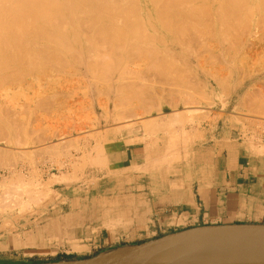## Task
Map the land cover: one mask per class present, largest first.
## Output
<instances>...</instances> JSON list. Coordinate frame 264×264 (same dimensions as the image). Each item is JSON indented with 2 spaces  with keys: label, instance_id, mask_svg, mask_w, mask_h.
<instances>
[{
  "label": "rangeland",
  "instance_id": "rangeland-1",
  "mask_svg": "<svg viewBox=\"0 0 264 264\" xmlns=\"http://www.w3.org/2000/svg\"><path fill=\"white\" fill-rule=\"evenodd\" d=\"M256 14L257 16H264V13L263 15H261L262 13L261 14L256 13ZM231 21L229 22L230 25H231ZM236 21L237 20H234L232 22L233 25H232V28H230L231 30L232 29L234 30V33H236L235 31L237 30L235 29L236 26L234 25L236 24L234 23ZM237 25H238V22H237ZM233 26H235V28ZM258 26L261 27L262 25L257 24V27ZM230 29L227 31L225 30V32L228 33V31H230L233 33V31H231ZM201 32L202 31L198 32L199 34H197V36L199 35L198 36L199 38L197 39L199 40L200 43L202 42L201 38L204 39L205 37L206 39H209V42L206 39L203 40L204 42L207 41L208 44L205 42L206 44H204V46L207 47L208 49H206L203 46V44H199V42L196 41L195 39L194 41L197 43V45H202V48L204 47L203 49H201V47L197 46L194 41L189 42L188 38L186 37L185 39H187V42H189L190 45L192 43L195 44V47L193 49V47H190L188 45L189 46V47L187 46L188 48H186V46L184 48L186 50H189L191 48L193 52L190 53L191 50L190 51L182 50L184 51L183 53L180 50L182 54L180 52L179 54L178 53L179 41H175L176 39H174L175 36L173 37V35L172 37L170 35H169L170 37L166 35L165 36L166 38H164L163 40L165 39L168 40L169 44H167L168 42H163V43H164V46L166 47L168 46V49L165 50L164 48L166 47H163L162 46L163 43H162L161 46L163 47V49L161 46H158V48H156L158 49V52L157 51L155 52L154 50L155 54L156 53L159 54L160 50L161 52L162 50L163 51L165 50L167 53L169 49L170 50L168 52L172 51L173 49L174 51L178 49L175 52L176 54L174 53V51L171 52L174 55L170 53L174 57L175 55H177L176 60H178L176 61L173 59L175 63L172 60L173 62L172 66L174 65V67L176 68L175 64L177 62L180 69L179 68H176V69H179V71L181 70L180 73L182 74L184 72L185 76L183 75L184 77L182 76V78H180L182 74H180L178 70H176L178 72L177 73V72H174L175 69L171 71L169 68L171 72H174L173 74H176V73L180 74L178 77H177V74L176 75L172 74L173 78L174 76H175V79L178 78V81L177 80L172 81L173 78L171 79L172 76L169 75L170 72L169 74H167L169 76L164 75V73L162 72L165 78H163V76H160L161 70H158V72H160L159 73L160 75L159 74L154 75V73H157V72H154L151 75L150 70H147V68L149 67H146V65H147V62L150 64L149 60L154 54L152 55L150 54L151 55L150 58L143 57L142 62L145 63L144 66L146 67L145 70L147 71L144 70L145 72H143V68H145L143 66V63L142 65L139 64L140 66L137 65L138 67L136 66L130 67L131 71L133 69H136L137 71V72L135 71L136 75L138 74L139 68L142 66H143L142 70L139 72H142L143 75H145L144 73L147 74L148 72V76H146L148 78H146L145 76H142L141 73L140 75L139 74L137 75V76H142L143 77L142 79L144 81H145V78L147 79L145 81L147 82L146 85L148 84L152 85V86L151 85L145 86L146 88L143 87L146 89L147 92L151 93L152 92L151 89L153 88L156 89L157 92H159V90L161 91L159 94H157L156 91L153 89L154 92H152V96H150L149 94V98L151 97V99H153V103L151 102L152 103V106H151V103H149L151 99L148 100L149 98H144L145 97L144 94H141V93L140 95L138 94L139 92L144 90V89H141L142 87L140 88V86L141 85L144 86L145 83L143 82L142 79H140V81H136V80H139L138 79L139 77L137 78V76L135 75V72H133L134 73L133 74L130 71L131 72L130 76H132L131 77L132 79L134 78V75L136 76L135 77L136 83L135 82L134 83L138 84V89L139 88L141 89V90L139 89L140 91L136 94H138V96L142 95L143 99L147 100L146 103L148 102L146 105V103H144V101L141 98V100L143 101L145 105L144 109L143 107L142 108L140 107L139 97L137 99L138 101H136V99L133 98L134 96L135 97L137 96L135 94V91L133 92L135 94V95L133 94L134 96L132 95L133 97H131V93H132L131 91H130L131 93L129 91H124L127 93L120 91L121 94L124 93L122 95L125 96L124 98L127 97L126 99H124L121 94L119 95V93L115 94V91L113 89L112 90L114 92L112 90L108 91L109 93L107 94L108 97L107 95L103 96V93L101 92L100 94V92L98 91H100L99 89L101 88L105 92L106 86L104 87L105 88L104 89L102 87L104 86L103 84H100L101 86L100 88H98L99 84L97 86L93 85L91 83L92 82L91 78L88 76V74L85 73V71H84L85 73L84 75L82 71L84 69L82 67L76 68V66H73L76 69H80L78 70V72L81 75H78L79 73L77 72L76 69L72 68V65H71V68L69 67V65L68 66L66 65L67 67L66 66L64 67V68H67L66 70L63 68L66 71L65 72L66 74H64V71L62 72L63 69L59 71L62 75L60 73H57L58 71L57 72L50 71L52 72L51 75L52 76L55 75L57 79H55V76H54L52 80V76L49 77V73H48L46 75L49 77V79L45 75L46 77L44 76L26 77L25 82H27L28 85L24 82V80L22 82H24L25 84L24 83L21 84V81L17 82L16 84L21 85L20 86L21 90H18L20 89L18 88L19 85H16V86L11 85V86L5 87L6 90L9 88V90H7L8 94L7 96H5L4 94L5 91H3L2 96L0 97V112H1L0 113V127L2 126V129L5 128L6 130L4 129L2 131V129L1 128L0 129L2 132L4 131L5 133L7 132L6 133L7 135H5L4 133L0 131L2 135L3 134L5 135L3 139H0V151L3 152L4 155L7 154L6 160H4L3 158H0V179H1L0 180V216H1L0 218L4 217L5 219H8L10 221V220H13L12 218L15 217L14 216L15 214H20L23 220H27L24 218H29V216H34L36 214V213L34 214V212L39 207H40L39 211H41L43 208L48 206L50 203L46 204L45 206H42L40 204L45 203V201L46 202L49 201L50 197H52L50 198L51 201L54 199L53 192L51 191L53 186L59 183H64L65 185H68V184H72V183H76L80 181L81 177L85 173L91 172L95 168H98L101 165L100 162L98 163L96 161L98 157L101 155V153L102 152L104 153L107 149H110L112 145L116 144L122 136L128 135L127 133H129L130 135L138 136L141 141H144L150 147L158 145V144H162L165 140L167 145H170L171 143L170 146L180 143L182 146V149L186 150V149L191 148L192 146L191 144L194 142L192 140V135H191L193 130L198 129L202 127L204 124L210 123L211 121H217V120H222L226 118L227 119L226 124L230 125L232 128L236 130L241 131L242 133L246 135H250L253 137L254 136H258V137L264 136V109H262L264 107V98H263L264 96V41L263 43L260 42L261 46L252 48V42L257 41L256 38H251V41L247 45H244L245 43L243 42H245V38H247L246 35L243 36L244 37L243 39V37H240V35H236V34L234 35V33L233 34L231 33L232 37L228 36V38L233 39L234 37L235 40L233 41H236V42L231 43L233 41L230 40L229 44L231 45L234 44L233 46L235 48L231 49L233 46L230 47V45L228 44V46L230 47L229 49L226 45H224L227 43L228 38L227 40L225 39L227 36H225V34L220 35L224 33V31L218 32L220 33L219 35L216 34L217 31L216 32L214 31L216 34V37L220 36V38H222V36H224L223 39H225L226 43L221 42L222 44L220 45L217 43L219 42V40L216 41L217 39H215L214 36L213 37L215 40L213 41H215V43L214 42L212 43L211 39H213V37H209L208 35L207 37L209 38H207L206 36H203V35H206L205 33L203 34V32H202L203 35H201L200 37ZM229 33L228 35H230ZM167 36L173 39L172 41L173 43L170 42L171 40L167 38ZM236 36L240 37V39L239 37L237 38L239 39L238 40L239 44L237 43ZM185 39H183V41ZM223 39H220V41H223ZM183 41H180V43ZM175 43L178 44L177 48L175 46ZM211 43L213 45L216 44V46L215 45L212 46ZM172 45L175 47H173ZM181 45L184 46V43L183 44L181 43ZM182 46L180 47L182 48ZM196 46L199 48H197ZM159 47L161 48L159 49ZM214 47L216 48L218 47V50L215 49ZM211 48L213 52L211 51ZM204 49L205 51H203ZM195 52L197 53L195 54ZM207 52H211L212 54L208 53L206 55ZM218 52L220 55H222L221 57L218 54ZM163 53L162 54L160 53V54L163 56ZM193 53L196 55V57L197 55L201 56V57L198 56L200 60L199 58H197V61L195 62V59H193V57L194 58L196 57L192 55ZM201 53L202 55L203 54L204 55L202 56ZM158 54H156V56H159ZM143 56H146V55H143ZM169 56L170 55L168 54V57H167V54H166V57L169 60V64L167 63L168 65L171 64L170 61L173 58L171 56L170 58ZM146 58L148 59L147 61H146ZM154 58L156 59V57L153 56V59ZM164 58L162 60H164ZM183 58L186 59L188 63H190L188 64V66H186L187 64L184 62L185 60ZM205 58H207L206 61H204ZM202 59H203V62H202ZM154 60L153 61L151 60V61L154 62ZM180 61H181V64H180ZM159 63L160 62H158V64ZM163 63H165L164 65L166 66V62H163ZM183 63H185L186 65ZM194 63L195 65L198 64L199 66L198 67L195 66ZM149 64L147 66H149ZM151 65H153L154 69L155 68L158 69L157 65L156 67L154 66V64H150V66ZM162 65L163 64L161 62V66ZM165 66H162V67H165ZM202 66H203V69H202ZM132 67L134 68L132 69ZM166 67H169V66H166ZM127 68L129 70V67H126L125 69ZM152 68L150 67V69ZM199 68L201 71L199 70ZM73 69L75 70V73ZM101 69L99 68L98 70L100 71ZM171 69L173 68L171 67ZM128 70L126 71L123 70L126 72L127 76H129L130 74V73L127 74V72H129ZM166 70L169 71L168 68ZM123 71L120 73L121 75L125 74L123 73ZM54 73H57V74H54ZM216 74H218L221 78ZM226 75L229 76V78L228 77L226 78L225 77ZM77 76H80V77H77ZM125 76L124 78H127L128 80L127 79H123V80L125 82L126 80L129 81L130 77H127V76L125 77ZM212 76L214 77L212 78ZM88 77L90 79H88ZM168 77L171 80L170 79L166 80ZM179 78L182 81H179ZM215 78H216V81L218 78L220 82L223 79V83L228 81L227 82L228 84L222 83L220 85L218 82L216 83ZM88 80H91V81H88ZM199 80H201L202 83L201 81L199 82ZM191 81L192 83H190ZM138 82L139 83L141 82L142 84L141 83L139 84ZM185 82H188V83H185ZM87 83L92 84V85H88ZM26 85L28 89H25ZM196 85L198 86V88H196L197 87ZM225 85L227 86L228 90L226 89ZM92 86L97 87L98 91L96 92L97 89L94 91L95 87L93 89ZM220 86L222 87L225 86V90H223L222 87H221L222 88L221 90ZM147 87L148 88L151 87L150 91ZM162 89L164 90V92ZM184 89L186 90L185 92H184ZM165 90H167L166 92L168 93L163 94L165 93ZM220 90L223 92L221 93ZM117 92L118 90L116 91V93ZM181 92L182 94H180ZM186 92L189 93L190 97L192 94H194V96L192 95L193 97H191L193 99H190V98H189L190 100H187L188 98L184 99L183 97L187 95ZM178 93L180 95H183V97L179 96ZM127 94L130 95V96L128 95L129 98ZM173 94H177L175 98H174L175 95ZM145 95H148V94L146 93ZM189 95H187L186 97H188ZM114 96L115 97L118 96L116 98L117 100L115 99V101H114V98H115ZM119 96H121L122 99L119 98ZM142 101L140 102L141 104H142ZM105 102L107 103L105 104ZM119 102L121 103L124 102V103L122 105ZM148 105H150L151 107H149ZM116 106H119L118 109ZM131 108H135V109H131ZM130 110L133 112H131ZM126 112H129V113H126ZM117 113H119V115L122 114L121 119ZM123 113L126 115H123ZM169 118H170V124H169V121L168 122L166 121ZM9 119L11 120L12 124L14 123L13 125L9 123L10 122ZM151 122L156 123L158 127L157 126L154 128H149V127L144 128L143 127V124H147ZM3 123L6 125H4ZM13 128H15V130ZM16 128L18 129V131L20 130L18 133H17ZM51 148H54V149L57 148V149L54 152L53 151L50 152L49 149ZM36 196H37V199L36 198L32 199L33 197H36ZM28 197L31 198L32 203H34V200L35 201L38 200L40 203L36 201L37 204L38 203L39 204L32 205V203H30L29 201L30 198ZM16 200L18 201L20 200V201L18 202ZM24 201L26 202V204L27 202L28 204H30V206H28L27 208L25 207L26 211L30 209V207L32 208L28 210L27 212L24 209H21L22 207L19 208V206L17 205L18 203H21ZM9 203L10 204L16 203V206L13 207L12 204L10 205ZM1 204L6 205L7 207L12 206L11 207L12 211L10 210V207L7 209L5 208L6 206L4 207ZM17 217L18 216H16V218ZM8 220H6V222ZM9 221L5 223L4 226L7 224H12V223H9ZM4 228L5 229H0L1 235L3 233L11 232L12 230V229H9L8 227H4ZM175 249L176 250L174 251L176 252H174L173 254L175 256L174 262L179 263L180 261H182L181 262L182 264H185V261H186V264H189V262L191 264L192 260L198 263L201 260V258L203 261L201 260L200 261L201 263L199 262V264H204V260L206 259V257H208L207 251H209L207 250V248H202L201 251L193 250V249L188 248L187 245L178 246ZM189 256L190 258H188ZM156 258H158V256L152 257L151 259L147 260L143 264L155 262ZM205 261L207 262V259ZM194 262L192 264H194ZM46 263H49V262H46ZM14 264H45V263L31 261L27 263H14ZM205 264H208V263H205Z\"/></svg>",
  "mask_w": 264,
  "mask_h": 264
},
{
  "label": "crops",
  "instance_id": "crops-1",
  "mask_svg": "<svg viewBox=\"0 0 264 264\" xmlns=\"http://www.w3.org/2000/svg\"><path fill=\"white\" fill-rule=\"evenodd\" d=\"M226 122L193 130L186 150L122 136L98 168L53 186L48 206L27 220L14 215L0 264L81 260L197 226L264 224V136Z\"/></svg>",
  "mask_w": 264,
  "mask_h": 264
},
{
  "label": "bare ground",
  "instance_id": "bare-ground-1",
  "mask_svg": "<svg viewBox=\"0 0 264 264\" xmlns=\"http://www.w3.org/2000/svg\"><path fill=\"white\" fill-rule=\"evenodd\" d=\"M256 13H259V14L262 13L261 15H263V13H264V0H0V97L2 96L3 91H5L4 94H5V96H7V94H8L7 90H9V88L6 90L5 87H7V86L19 85L18 88H20L21 85L16 84V83L21 81V84H23L26 80V77H38V76L46 77L47 76L46 74H48V73H49V77H51L52 72H50V71H54V72L58 71L57 73H60L59 71L62 70L66 65L67 66L69 65L70 68L72 65V68H74V69H76L78 67H82L84 69V70H82L83 73L85 71V73L88 74V76L92 80L91 83L93 85L97 86L99 84L98 88L101 87L100 84L104 85V86H102L103 88L106 86V91H107V92L105 91L106 93L101 88L99 89L100 91H98L97 87L94 86L95 87V89H94V87L92 86L94 91L97 89L96 92L98 91V92H100V94L102 92L103 96L109 94L108 91L113 89L115 91V94L119 93V95L121 94L120 91H123V92L124 91H129V92L131 91L132 92V93L130 92L131 97H133L141 89H144V90H142L143 93L141 91L138 94L139 95H140V93L144 94V96H145L144 98H149V94H150V96H152V92H154V90L156 91L157 94H159L161 91L159 90V92H157V90L154 89L153 87L152 88L154 90L151 89L152 90L151 93L146 91L145 86H148V85L150 86L151 84L146 85L147 82H145L147 80L146 78H148V77H146V76H148V72H147V74L144 73L145 75H143L142 72H139L142 70V67L145 64L144 62H142L143 57H149L150 58L152 54H154L153 56L156 57V59L154 58L155 59L154 60L153 56H152L151 57L152 59L150 58L149 62H150V64H154L155 67L157 65L158 69L157 68L154 69L153 65L150 66V64L148 62H147V65L149 64V66L146 65V67H149V68H147V70H150L151 75L154 72H157V73H154V75L155 74L158 75L161 72V75L160 74L159 75L163 76V78H165L164 75H167L170 72L169 75L172 76L171 77V79H172L173 75H176L178 72L179 73L181 72V70L179 71L180 67H179L177 62L175 64V66H176V68H179V69H176L174 67V65L172 66V63L173 62L175 63L174 60L177 59L176 58L177 55H175V57H174V56H172L174 54L171 53L172 51H174V49L172 51L168 52L170 50L169 49L167 51V53L165 51L166 49H168V46L167 47L164 46V43H163V42H168V40H166V39H165L166 41L163 40L164 38H166L165 37L166 35H168V36L170 35L171 37H172V35H173V37L175 36L176 37V38L174 37V39H176L175 41H179V43L177 42L179 44V47L177 46L178 44L175 43L176 48L178 47V49H179L178 53L180 52V50H181V52L184 53V51H190L191 50V48L189 50H186L184 48L185 46H186V48H188L190 46V47H193V49H194L195 44L197 45V43L194 40L196 39V41L199 42V40L197 39V38H199L198 37L199 35L197 36V34H199L198 32H200V31H202L203 34L204 33L206 34V35H203L201 32L200 37H201V35L206 36V37L208 35H209V37L214 36L215 39H217L216 41L219 40L220 43L217 42L219 45L222 44L221 42L224 43L225 39L227 40L228 36L232 37V35H231L232 32L228 31V33L230 32L229 33L230 35H228V33L225 32V30L227 31L230 28H232V25H233L232 22L234 20H237L236 22H234V23H236V24H234L236 26V28H235V26H233L235 29H237L235 31L236 33H234L233 29L232 30L230 29V30L233 31L234 35L235 34L240 35V37H243L244 35L247 36V38H245V42H243V43H245L244 45H247L251 41V38H256L257 41L252 42V48H256V47L261 46V43H263V41H264V16H257ZM256 16H257V18H256ZM230 21H231V25L229 23ZM237 22H238V25H237ZM227 24H228V26H227ZM257 24L262 25V26L257 27ZM214 31L215 32L217 31L216 34H218V35L220 34L218 32L224 31V33H222L220 35L225 34V36H227V37L225 39H223L224 36H222V38H220V36H217L218 37L217 38ZM245 32H246V34H245ZM226 33H227V35H226ZM168 36H167V38L170 37V36L169 37ZM186 37L188 38L189 42L194 41L195 44H193L191 42L193 44V45L191 44L192 45L191 46L190 43L187 42V39H185ZM209 37H207V38H209ZM214 37H213V39L210 38L212 40V43L213 42L215 43V41H213V40H215ZM238 37L239 36H236V40H237V43L239 44L238 40L240 39V37H239V39H237ZM219 38L223 39V41H220ZM169 39L171 40V41L169 40L170 42L173 41L172 38H169ZM183 39H185L186 42H185V40L183 41ZM204 39H206V38L204 37ZM204 39L201 38L202 42L201 43L199 42V44H203V46H204V44L207 43V41H205L206 43L203 41ZM243 39H244V37H243ZM206 40H208V42H209V39H206ZM228 40H227V43L225 42L226 44H224V45H226L230 49V47L234 45V44H232V45L229 44L230 40L233 41L235 39L233 37V39L228 38ZM180 41H183L181 43L182 44L184 43V46L181 45ZM241 41H242V39H241ZM234 42H236V41H233L231 43H234ZM157 43L160 45H158ZM212 43H211L212 46H214V45L216 46V44L213 45ZM161 44L163 47H166V48H164L165 50L164 51L162 50V52L160 50V53L162 54L164 52L163 56L165 55L164 57L166 59L168 57V54L171 57H173L170 61V63H171L170 65H168L169 60L167 59L168 60V62H167V60L160 53L159 54L156 53L159 56H156V54H155L156 51L158 52V49H156V48H158V46H161ZM167 44H169V42ZM228 44L230 45V47L228 46ZM156 45H157V47H156ZM172 46H171V48H172ZM175 46H173V47H175ZM180 46H182V48H184V49H182ZM197 46L201 47V49H203L205 47L204 46L202 48V45H197ZM161 47H159V49ZM163 47H162V49H163ZM199 47H197V48H199ZM205 48L208 49L207 47H205ZM212 48H211V51H212ZM214 48L218 50V47L217 48L214 47ZM223 48H221V49H223ZM233 48H235V47L233 46L231 49H233ZM154 50H155V52H154ZM182 50H184V51H182ZM226 50H227V48H226ZM176 51H174V53ZM203 51H205V49ZM192 52H193V50L190 51V53H192ZM197 52H195V54ZM165 53L167 54V57H166ZM208 53H211V52H207L206 55ZM195 54L193 53L192 55H194L196 57ZM218 54H219V52H218ZM143 55H146V56H143ZM201 55H202V53H201ZM198 56L199 55H197L196 58H194L192 56L193 59H195V62L197 61V58L201 57V56H199V57ZM221 56L222 55H220V57ZM158 57H159V59H158ZM186 57H187V55H186ZM190 57H191V55H190ZM210 57H208V58H210ZM160 58H161V60H160ZM163 58H164V60H162ZM178 58H179V56H178ZM206 59L207 58H205L204 61H206ZM147 60L148 59L146 58V61ZM151 60L152 61L154 60V62H152ZM172 60H173V62H172ZM184 60H185L184 62L187 65L185 63H183V64L188 66V64H190V63H188V61H186V59H184ZM199 60H200V58H199ZM218 60H219V58H218ZM144 61H145V59H144ZM176 61H178V60H176ZM220 61H221V59H220ZM158 62H160V63L158 64ZM161 62L163 64L162 66H165L164 65L165 63H163V62H166V66H169V67H166V66L162 67ZM202 62H203V59H202ZM142 63H143V66L140 67L141 69L139 68L138 74L140 75V73H141L142 76H145L146 77L145 81L142 79L143 78L142 76H137L138 74L136 75V72H137L136 69H133L135 66L138 67V66L142 65ZM180 64H181V61H180ZM203 64H205V63H203ZM194 65H195V63H194ZM73 66H76V68ZM131 66H134V67H132V69H133L132 71L130 70ZM195 66L198 67L199 65L197 64ZM203 66H202V69H203ZM126 67H129V70H128V68L125 69ZM146 67L143 68V72L147 71V70H145ZM150 67L151 68L153 67V68L150 69ZM159 67H160V69H159ZM171 67L173 69H171ZM197 67H196V69H197ZM99 68L100 69L102 68V69L99 71L98 70ZM167 68H168V70L170 68L171 71H173L175 69L174 72H177L176 70H178V72L176 74H173L174 72H171L170 70L167 71L166 70ZM64 69L66 70L67 68H64ZM64 69L62 70V72L64 71V74H66L65 73L66 71ZM74 69H73V71L75 73ZM164 69H165V71H164ZM76 70L78 72V70H80V69H76ZM123 70H125V71L128 70L129 72H127V74L130 73L129 76H127L126 72ZM155 70H157V71H155ZM158 70H161V71L158 72ZM199 70H200V68H199ZM95 71H96V73H95ZM122 71L125 74L122 73L123 75H121L120 73ZM130 71L132 73L136 71L135 75L137 76V78L139 77L138 78L139 80H136V81H140V79H142L143 82L145 83L144 86L143 85L140 86V88L142 87L141 89L139 88L140 90L138 89V84H135L136 83V81H135L136 76L134 75V78L132 79L131 78L132 76H130L131 75ZM162 72L164 73V75ZM165 72H166V74H165ZM214 72H212V73H214ZM57 73H54V74H57ZM83 73H82V75H83ZM85 73H84V75H85ZM180 74H182V73H180ZM180 74H177V77ZM78 75H81V74L79 73ZM125 75L127 77H130L131 81L132 80H134V81L131 82L130 79H129V81H127L128 79L124 78ZM169 75H167V76H169ZM183 75L185 76L184 72L180 76V78H182ZM216 75H218V74H216ZM54 76H52V80H53ZM160 76H158V77H160ZM49 77H48V79H49ZM77 77H80V76H77ZM89 77H88V79H90ZM213 77L214 76H212V78ZM222 77H224V76H222ZM225 77L229 78V76H227V75ZM180 78H179V81H182ZM185 78H183V79H185ZM35 79H37V78H35ZM55 79H57L56 76H55ZM79 79H81V78H79ZM123 79H127L126 82ZM169 79L170 78L168 77L166 80H169ZM188 79H190V78H188ZM23 80H24V82H22ZM29 80H30V78H29ZM91 80H88V81H91ZM175 80L178 81V78L175 79V76H174L172 81H175ZM224 80H226V79H224ZM39 81H41V80H39ZM75 81H77V80H75ZM200 81L201 80H199V82ZM215 81H216V78H215ZM217 82L221 85L223 83V79L220 82L219 79L217 78L216 83ZM227 82L228 81L224 82L223 84H226ZM25 83L28 85L27 82H25ZM185 83H188V82H185ZM190 83H192V81ZM201 83H202V81H201ZM92 84H88V85H92ZM195 84H196V82H195ZM27 85H26L25 89H28ZM187 85H189V84H187ZM179 86H181V85H179ZM190 86H192V85H190ZM222 86H220V88ZM225 86L222 87L223 90H225ZM143 87H145V88H143ZM150 88H148L149 91H150ZM193 88H195V87H193ZM196 88H198V86ZM199 88H201V87H199ZM222 88H221V90H222ZM10 89H12V88H10ZM29 89H31V88H29ZM226 89L228 90L227 86H226ZM18 90H21V88ZM117 90H118V92L116 93ZM134 91H135V94L133 93ZM144 91H146V92H144ZM166 91L167 90H165V93H163V94L168 93ZM185 91L186 90L184 89V92ZM163 92H164V90H163ZM178 92H180V91H178ZM222 92L223 91H221V93ZM124 93H127V92H124ZM124 93H122V94H124ZM146 93L148 95H145ZM138 94H136L137 96L136 97L134 96L133 98L136 99V101H138L137 99L139 97L140 107L141 108L143 107V109H144V107H145L144 103H146L147 100L143 99L142 95L138 96ZM180 94H182V92ZM180 94H179V96L183 97V95H180ZM97 95H98V93H97ZM128 95L129 94H127V96ZM173 95H175L174 96V98H175L177 94H173ZM187 95H189V93H187ZM192 95L194 96V94H192ZM192 95H191V97H193ZM129 96H128V98H129ZM186 96H184L183 98L184 99L188 98L187 100L193 99L190 97V95L188 97H186ZM107 97H108V95H107ZM117 97L114 98V101ZM124 97L125 96H123V98ZM154 97H155V95H154ZM119 98H121V96H119ZM126 98H124V99H126ZM141 98L144 101V103L141 100ZM263 98H264V96H263ZM150 99H151V97L148 100H150ZM141 101H142V104L140 103ZM107 102H109V101H107ZM107 102H105V104ZM151 102L153 103V99H151V101L149 103H151ZM119 103L123 105L124 102L123 103L119 102ZM147 103H146V105H147ZM152 103H151V106H152ZM130 106H129V108H130ZM148 106L151 107L150 105H148ZM116 107L118 109L119 106H116ZM141 108H139V109H141ZM131 109H135V108H131ZM262 109H264V107ZM124 110H126V109H124ZM124 110H122V111H124ZM131 112H133V111H131ZM119 113H117V114L119 115ZM126 113H129V112H126ZM114 114H116V113H114ZM121 115L122 114L119 115L120 119H121ZM123 115H126V114L123 113ZM13 119H14V117H13ZM9 121H10L9 123L12 124L10 119H9ZM166 121L167 122L169 121V124H170V118L167 119ZM165 122H163V123H165ZM4 125H6V124H4ZM156 126H157V124L154 122L143 124L144 128H148V127L154 128ZM14 127H15V125H14ZM0 128L2 129V126ZM1 129H0V131H1ZM4 129L5 128H3L2 131ZM13 129L15 130V128H13ZM22 129H21V131H22ZM16 130H17V133L20 131V130L18 131L17 128H16ZM10 132H12V131H10ZM2 133L7 135L6 134L7 132L5 133V131ZM4 134L0 135V139L4 138V136H5ZM170 145H171V143H170ZM170 145H168V146H170ZM174 145H176V144H174ZM174 145H172V146H174ZM172 146H170V148ZM167 147H166V149H167ZM175 147H174V149H175ZM56 149L51 148V149H49V151L54 152V151H56ZM165 152H166V150H165ZM2 153L3 152L0 151V158H3L4 160H6L7 154L4 155V153L3 154ZM166 153L168 154V152H166ZM166 153H165V155H166ZM170 153H172V152H170ZM173 156L174 155H172L171 157H173ZM169 158H170V155H169ZM173 159H174V157H173ZM176 160H177V158H176ZM170 162H172V161H170ZM28 198H30V197H28ZM34 198L37 199V196L33 197L32 199H34ZM50 198H52V197H50ZM50 198H49V202L51 201ZM17 199H18V197H17ZM16 201H18V200H16ZM29 201H30V203H32L31 198ZM36 201L39 202L38 200H36ZM36 201L34 200V203H32V205L37 204ZM16 203L15 204L11 203V204L13 207H15ZM45 203H46V201H45ZM5 204H6V202H5ZM47 204H49L48 201H47ZM17 205L19 206V208L22 207L21 209H24V210L28 206H30V204H28V202L26 204L25 201L18 203ZM40 205H44V203H42ZM2 206L5 207L6 205H2ZM9 207L6 206L5 208L8 209ZM11 207H10V210H11ZM35 208H36V206H35ZM30 209H32V208L30 207ZM30 209H28V210H30ZM21 212H22V210H21ZM2 218H4V217H2ZM17 218L16 217L12 218L13 219L12 222L14 220L16 221ZM3 220H5V219H3ZM6 220H8V219H6ZM14 224H7L4 227H8L9 229L10 228L13 229L16 227V225H14ZM178 224H180V223H178ZM20 226L22 227V225H20ZM2 228H3V226H2ZM163 236H165V235H163ZM185 245H187V247L190 249L199 250V251H201L202 248H207V249H209V252L212 254H214V251L225 252L227 249H229V246H226V245H221L220 247H217V248L214 247V249L212 248L211 250H210V248L206 247L205 244H203V243H198V244L192 243V244H185ZM73 246L76 247L75 245H73ZM178 246H183V245L181 244V245L170 246V247H168V248H166V249H164L158 253L151 254V255L147 256L146 258H143V259H141V260H139L133 264H143L147 260L151 259L154 256H158V258H156L155 262L150 261L151 263H148V264H182L181 263L182 261H180L179 263L174 262L175 256L173 254H174V252H176L174 250H176L175 248ZM71 247H72V245H71ZM79 247H81V246H79ZM73 249L76 250V248H73ZM79 249L80 248H77L76 251H78ZM170 252H172V253H170ZM209 255L210 254L208 253V257H206L207 262L205 261L206 260L205 259L204 264L205 263L220 264L218 261H216V258H214L215 254H214V257H210V258H209ZM216 255H219V254H216ZM184 258H186V257H184ZM188 258H190V256ZM201 260H202V258H201ZM192 261H191V264L194 262V261L193 262ZM248 261L249 260H247V259H240V258L237 259L236 258V260L233 261V264H245ZM195 262H194V264L197 263V262L196 263ZM199 262L197 264H199ZM59 264H87V262H82V263L61 262ZM185 264H186V261H185ZM189 264H190V262H189Z\"/></svg>",
  "mask_w": 264,
  "mask_h": 264
},
{
  "label": "water",
  "instance_id": "water-1",
  "mask_svg": "<svg viewBox=\"0 0 264 264\" xmlns=\"http://www.w3.org/2000/svg\"><path fill=\"white\" fill-rule=\"evenodd\" d=\"M203 243L210 250L229 246L225 252L214 251L220 264H233L237 259L249 260L245 264H264V224L205 225L184 229L137 245L119 248L95 257L67 261L87 264H133L170 246ZM209 250V249H207ZM219 254V255H216ZM61 262L45 263L59 264Z\"/></svg>",
  "mask_w": 264,
  "mask_h": 264
},
{
  "label": "trees",
  "instance_id": "trees-1",
  "mask_svg": "<svg viewBox=\"0 0 264 264\" xmlns=\"http://www.w3.org/2000/svg\"><path fill=\"white\" fill-rule=\"evenodd\" d=\"M60 262H63V261H60ZM54 263V262H53ZM57 263V262H56Z\"/></svg>",
  "mask_w": 264,
  "mask_h": 264
}]
</instances>
